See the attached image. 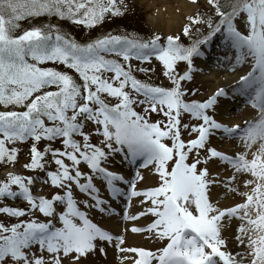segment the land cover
Instances as JSON below:
<instances>
[{
    "label": "snow or ice",
    "instance_id": "snow-or-ice-1",
    "mask_svg": "<svg viewBox=\"0 0 264 264\" xmlns=\"http://www.w3.org/2000/svg\"><path fill=\"white\" fill-rule=\"evenodd\" d=\"M195 2V0H193ZM220 17L219 23L207 21L209 34L189 47L181 45L179 37H167L166 45L159 43L156 36L144 42L135 38L107 36L93 42L80 44L66 38L55 30V26L34 27L15 35L19 22L33 17L55 16L68 19L75 24L94 27L103 22L109 14L123 15L117 0H0V105L22 107L24 111H0V163H14L16 150L6 147L8 143L32 138L39 142L59 139L61 149L51 146L44 153L35 144L31 148V162L25 165L32 170H44V156L51 153L56 171L46 172L44 181L66 190L52 199L36 197L30 191L34 178H22L8 174L0 183V198L22 196L29 208L45 217H55L56 202L66 205L60 216L62 227L49 222L31 220L10 227L0 224V264H63L70 257L72 264H80L89 254L96 251L97 241L112 243L120 252L136 254L134 264H264V0H231L225 12L219 0H208ZM123 4V0H119ZM246 14L247 34H242L234 21ZM200 19L193 23H202ZM224 32L230 46L236 49L237 63H251V71L240 78L243 91L248 92L252 107L258 109L255 121L246 126H225L207 114L214 107L219 90L205 102L187 103L182 97L181 81L190 80L193 57L202 55L200 45L208 44L218 33ZM185 35L189 29H184ZM107 55L147 61L154 55L164 68L165 76L172 79L173 87L165 89L145 84L135 79L129 70L116 59ZM179 61H186L189 71L176 77L172 75ZM54 62L74 70L82 84L74 78L51 68L39 65ZM143 70V69H141ZM105 73H111L110 77ZM54 88L55 90H46ZM137 96L136 99L129 91ZM250 90V91H249ZM107 97L117 103L106 102ZM146 105L145 112H162L168 123L162 129L159 123H149L138 114L133 105ZM189 113L201 121L193 126L197 138L187 144L180 138L181 113ZM51 122V126L46 124ZM86 122L96 125V132L103 137L101 145L90 143L83 129ZM187 128V125H184ZM215 131H222L229 137L239 139L246 149L258 144L251 159L247 151L235 157L221 153L214 148L207 149V160L217 159L230 165L235 173L248 175L244 182L248 192L243 203L220 208L208 197L209 185L220 183L209 179L208 170H198L200 159L188 164V154L193 150L205 149L206 142ZM82 137V142L74 137ZM170 139L172 146L163 141ZM124 153L125 159L141 167L154 166L159 177L157 187L138 191L136 181L128 182L125 177L104 166L109 157ZM70 161L71 165L65 161ZM172 164L169 170V163ZM85 164L94 175H85L79 168ZM106 183L108 193L115 200L123 195L118 182L129 183V201L133 197H144L141 203H150L139 215L125 213L123 219L135 221L140 216L155 217L146 228L131 227L132 232L146 231L160 240H166L163 248L156 251L124 248L122 236H113L97 226L81 211L74 199L72 187L91 197L94 203L85 200L89 208L105 212L107 200L101 199L95 177ZM136 179L142 180L139 172ZM236 180L229 177V184ZM18 186L19 192L12 186ZM234 190V189H232ZM0 213L24 217V210L0 207ZM241 223L237 227L235 240L241 251L232 253L226 248L222 230L233 219ZM32 245H38V254H31Z\"/></svg>",
    "mask_w": 264,
    "mask_h": 264
},
{
    "label": "rangeland",
    "instance_id": "rangeland-1",
    "mask_svg": "<svg viewBox=\"0 0 264 264\" xmlns=\"http://www.w3.org/2000/svg\"><path fill=\"white\" fill-rule=\"evenodd\" d=\"M154 1H159V0H154ZM117 4L121 8L123 15L113 17L109 14L108 16H106L104 20L106 19L114 20L115 18H122L124 20H127L128 23H131L132 21L144 22V25L147 27V29L150 32L157 34L158 36H160V38L163 39L160 44L166 45V42L164 40L167 39V37L169 36L163 34L160 30H158L157 28L151 25V20H150L151 15L150 14L152 12L147 11L146 6L141 5L136 0H123V4H120L119 0H117ZM195 4H198V5H196L194 13L186 18V22L183 24L180 31L171 36L179 37L184 33L185 28L189 29L190 27H194L195 30L200 29L203 32L207 30L208 24L206 22L210 20H206V18L208 16H214L213 14H215L216 9L211 4H209L208 0H195ZM204 10H208V13H204L203 12ZM140 16H142L143 18ZM40 19L54 20L51 18H45L44 16H41ZM196 19H200L205 22L193 23V20H196ZM111 20H108L107 22V23H110L108 24L109 28L112 26ZM245 20H246V14H242L239 17V19L235 20L234 22L237 29L242 34H247V26H246ZM55 22H58V21H55ZM80 26L83 27V25H80ZM27 30H29V27L27 28ZM218 34L220 35V37L219 36L216 37L217 36L216 35L215 37H213L211 42H209L208 44L200 45L202 55L196 56L193 58L192 70L190 73L192 78L190 80L181 81V90L184 92L182 99L187 103L205 102L214 95V93L211 92L210 84L205 80V78L201 74H199V70H197V68L200 63V60L204 56V53H206V49H208V54H210L209 46L212 42H215V43L219 42L221 43L220 45H222L223 43H224L223 45H230L229 41L226 42L227 39L223 31ZM216 47H219V50L213 53L215 54L216 59L213 60V63L211 66V69L213 71L212 74L214 73V75L215 73L216 74L221 73V71L219 70H222L221 68H222L223 61L226 60V65H229L233 62L234 59H236V55H237L236 50L233 53H228V51L222 50L221 46H216ZM106 58L118 60V62L124 65L126 70L130 71L131 75L135 79L145 84H149L152 86H158V87H162L165 89H171L174 86L172 83V79H170L169 76L164 75L165 68L163 64L159 60H157L154 55L150 56L147 61L138 60L136 58H132L128 61H124L122 57H116L115 55H107ZM51 63L53 64V62ZM242 64H245V62L239 63L237 67L232 65L229 68L234 69L233 71L235 70L238 71V69H242L239 71V73L243 72L247 75V73L251 71V67H252L251 63L246 62L247 65L245 66H241ZM39 66L42 68H45L46 64H41ZM227 70L229 69L224 68V71L222 73H224ZM188 71H189V67H188L187 62L179 61L175 65L174 72L172 73V75L179 77L180 75H183L185 72H188ZM111 75H112L111 73H105V76L107 77H110ZM216 82L217 80H214V83ZM242 88L243 86L240 83V86H238L233 92H229L228 94H223L221 96H218L217 103L214 105L213 108L207 110V114H209L216 120V108L215 107H217L218 104H224L226 101H228L227 104H230L231 101H234L232 102L234 103V109L231 111V113H233L232 117L236 119L237 123H241L246 120L255 121L258 118L259 113H258V109L252 107L248 92L244 91L242 98H240L239 100H234L238 97V94L241 92ZM125 90L129 91L131 95L135 97L136 99H143V97L137 96V94L133 92L130 88H127ZM106 102L114 105L115 103H117V100L112 97H107ZM145 107L146 105H141V104L133 105L134 110L138 114L144 116L145 119L149 123H159L161 128L163 129L164 126L168 123V118L165 117L163 113L159 111L146 113ZM179 119H180V134H181L180 138L187 144V142L197 138L198 134L195 132H192V128L193 126H197L198 124H200L201 121L195 119L193 116H191V114L183 113V112L181 113V116L179 117ZM184 125H187L188 127L185 128ZM83 131L85 134L89 136L90 143L97 145V146L101 145V141L103 140V137L97 134L96 125H94L92 122H86ZM215 132L217 133V131ZM74 138L82 142V137L76 136ZM214 138H215L214 135H211L209 137L208 141L206 142L205 149L193 150L192 152H190L188 154V159L186 161L188 164H192L197 160V158H199L201 163L197 165V168L198 170H202L206 168L209 173V179H211V172H210L211 163L215 159L207 160V163H204V161L207 159V156H208V153H207L208 148H214L218 150V148L214 144L215 143ZM163 142L170 147L172 146V141L170 139H165ZM33 144H35L37 149L41 151L42 153H44L45 149L48 148L49 146H51L53 149L62 150V144L59 139H57L56 141H52V142L42 139L41 141L36 142L34 141V139L29 138L26 141H17L15 143H8L6 144V147L9 149L14 148L16 150L17 158L14 163H9V166L6 167L5 169L12 168L13 171H15L17 174L26 175L28 178H34L35 179L34 183L30 185L29 187H30V191L32 192V194L36 197H44L47 199H52L57 194L63 195L66 190L51 185L50 181L48 183L44 182L47 179L46 172L48 171L54 172L57 169V165H55L54 160L51 156V153H47L44 156V160H43V163L45 164L44 170H32V169L25 167V165L31 162V148ZM231 146L239 154L247 151L248 159H251L252 152L256 151L254 148H252L251 150L246 149L244 144L237 138H234ZM124 156H125L124 153L114 154L109 157V160L105 162L104 166L109 169L114 164L116 165L118 164L120 168L125 169L127 167L128 159H125ZM139 161L140 160H138L137 162ZM65 162L71 165L70 161L66 160ZM173 163L174 162L169 163V170L171 169ZM229 167L230 169H232L230 165ZM79 168L85 175H94L93 173H91V170L88 169L87 166L83 163L79 165ZM150 169L155 174L153 180L149 184H145L143 182H136V190L138 189L139 186L142 188L147 185V188L149 187L148 189H151L159 185V177L155 172L154 166L150 165ZM234 175L236 177V180L233 182V185L235 184L237 188V192L235 195L244 197L240 193L249 191V188H246L244 186V182L250 177L246 174L245 175L237 174L235 173V171H234ZM95 179L101 180L99 176H96ZM103 187L105 188V190H107L106 183L104 182H103ZM16 189L17 188L13 189V191H16ZM126 190H131L130 186H127ZM212 190H213V185L210 184L209 191H208V197H209V200L214 204ZM72 192H73L74 199L78 201L81 211L86 212L88 217L94 223H96L97 226L102 228L101 222L102 221L105 222L107 219L106 215H104V218H102V215L105 214V212L102 213L97 208L87 207L84 203L85 200H87L89 203H94V201L91 200V197L87 196L84 193H81L78 187H76L75 185H73L72 187ZM107 193H108V190H107ZM108 195L112 199L109 193ZM116 200H113V201L115 202ZM109 203H112V202L108 201V203L104 205L106 209H107V206H109ZM125 206H127V203L125 204ZM125 206L123 209H125ZM146 206L148 208L151 205L150 203H146ZM0 207H10L13 209H20V210H24L27 213L24 217H14V216H10L5 213H0V224L6 227H10L12 225H15L21 222H29L31 220H37L38 222H49L50 221L54 227H62L63 225H62V222L59 220V216L64 211H66L65 204L56 202L55 217H45L43 216L42 213L31 210L29 208L27 201L22 196L0 198ZM150 218L151 219H150L149 224L153 222L155 217L150 215ZM148 225H146L143 228H146ZM131 235H132L131 232H127V235L122 236L124 243L121 245V247L156 251L160 248H163L167 243L166 240H160L156 238L152 233H149L146 231L138 232V236H140L138 237L139 238L138 240H135L133 236ZM96 243H97L98 249L103 248L105 251L103 253L96 251L92 254H89L86 259L81 260L80 264H134V259L136 258V254L131 253V252H120L115 246L116 244L115 240L112 243H108L105 241H97ZM237 246H238V243H237ZM226 247H228L227 241H226ZM222 250H225V248ZM31 254H38V245L31 246V251L29 252V255ZM245 261L246 263H248V258H246ZM63 264H72L71 258L70 257L64 258Z\"/></svg>",
    "mask_w": 264,
    "mask_h": 264
},
{
    "label": "bare ground",
    "instance_id": "bare-ground-1",
    "mask_svg": "<svg viewBox=\"0 0 264 264\" xmlns=\"http://www.w3.org/2000/svg\"><path fill=\"white\" fill-rule=\"evenodd\" d=\"M141 5L146 6L147 11L152 12L150 15L151 25L158 30H160L163 34L167 36L174 35L178 33L183 26V24L186 22V18L192 15L195 11L196 5L193 0H136ZM220 37L218 34L216 37ZM228 42V40L226 41ZM221 43H215L212 42L209 46L210 54H208V49H206V53H204L203 58L200 60V63L198 65L197 70H199V74H201L205 80L210 84V89L212 93H217L219 90H223L224 94H228L229 92H233L238 86H240V78L242 75H246L245 73L238 71H233L234 69H230V66L239 65L237 63L236 59L233 60V62L229 65H226V60L222 62V70L221 73L214 75L212 74V63L213 60L216 59L215 54H213L215 51L219 50V47L221 46L222 50L228 51V53H233L236 49L232 48L230 45H220ZM212 53V55H211ZM247 65L242 64L241 66ZM240 66V67H241ZM224 68L229 69L222 73L224 71ZM214 80H217L216 83H214ZM241 88V87H240ZM244 91L241 90V92L238 94V97L234 100H239L242 98ZM228 101H226L224 104H218L216 108V121L219 123L224 124L225 126H235L239 125L241 128H244L246 126L245 122H249L250 120L243 121L241 123H237L236 119L232 117L231 111L234 109V101H231L230 104H227ZM215 136L214 138V144L218 148V150L221 153L227 154L229 156L235 157L237 153L232 145V142L234 140L233 137H229L226 134H224L222 131L214 132L213 134ZM255 150L258 148V144L253 147ZM142 163V162H141ZM140 163V165H141ZM140 165L137 166V168L130 162V158H128L127 167L125 169H122L118 166V164H114L109 169L111 171L116 172L119 175H122L125 177V180L129 183L133 180L136 182H143L145 184H149L155 174L150 169V166L148 168H142ZM139 172L140 175L143 177L142 180L136 179V173ZM211 172V179H219L221 181L220 183H214L213 185V199H214V205H217L220 208H227L232 207L237 204L244 202V197L235 195L237 192V188L235 184L233 185V182L229 184V177L235 176L234 170L230 169L229 165H225L221 163L219 160L215 159L211 163L210 167ZM101 179V178H100ZM94 182L96 183L99 191L97 195L101 199H105L107 201H111L112 203H109V206H107V209L105 211V214L102 215V218H104V215L107 216V219L105 222H101V226L104 230L108 231L110 234L115 236H125L127 235V232H131L133 238L135 240H138L140 236H138V232H132L130 229L131 227H139L143 228L150 222V215L140 216L139 219L135 221H126L123 219V215L127 213L128 215H139V213L145 211L147 209L146 203L142 204L141 200L144 199V197H133L130 201L128 199V196L130 194L131 190H126V187L129 186V183L124 182H118L117 186L121 188L123 195L119 196L117 200L114 202L108 195L107 190L103 187V182L99 179H95ZM149 188V187H148ZM147 185L145 187H138V191H145L148 189ZM234 189V190H232ZM240 198V200H239ZM127 203V206L125 204ZM125 206V209H123ZM241 222L238 219H233L228 226H226L222 230V236L227 241L228 247L225 248V251L232 250L233 253H237L241 251V247L237 246V241L235 240V236L237 234V227L239 226ZM244 264L246 261H244Z\"/></svg>",
    "mask_w": 264,
    "mask_h": 264
},
{
    "label": "trees",
    "instance_id": "trees-1",
    "mask_svg": "<svg viewBox=\"0 0 264 264\" xmlns=\"http://www.w3.org/2000/svg\"><path fill=\"white\" fill-rule=\"evenodd\" d=\"M230 2L231 0H219L221 9L225 12L230 11L231 9L228 7V4ZM203 12L208 13V10H204ZM213 15L214 16H208L206 20H210L215 25L219 23L220 17L216 15V12ZM44 17L51 18L54 20H43V19H40V17L24 19L19 22V28L17 29L15 35L22 34L24 31L27 30L28 27L29 29H32L34 27H41V28H44L45 31H48V28L45 26L51 25V26H55V30L58 31L60 34L64 35L66 38L74 40L75 42L80 43V44L90 43L97 39H101L107 36L128 37L129 39L135 38V39H138L144 42L150 41L154 37L158 36L157 34L150 32L147 29V27L144 25V22H140V21L138 22L132 21L131 23H128L127 20H124L122 18H115L114 20H111V19L103 20V22L95 25L94 27H85L84 25L83 27H81L80 24H75L68 19H60L55 16H44ZM238 19L239 17L236 20ZM108 20H111L112 26L110 28L108 27V24L110 23H107ZM55 21H58V22H55ZM189 29L191 30H189L188 35H185V33H183L181 36H179L178 42L185 47H189L193 45L194 43H197L198 41L203 40L204 37H206L210 32L209 28H207L205 32H203L200 29L195 30L194 27H190ZM162 40L163 39L161 38L159 43H161ZM164 41L167 42V39H165ZM44 64H46L45 69L51 68L56 71L67 73L71 75L74 78V80H76L77 83L82 84V81L79 75L74 70L67 68V66L63 64H59V63H54V62L53 64L51 62H46ZM46 90H55V89L49 88ZM4 110L24 111L25 109L22 107H13V106H9L8 108H5L3 105H0V111H4ZM46 124L51 126V122L47 120H46ZM27 139L23 141H26ZM8 164L9 163H0V170L5 168ZM15 175H19V174H15ZM20 176L22 178H25V180L28 178L26 175H20ZM7 177L8 175L5 178L1 179L0 183L5 182L7 180ZM15 188H18V186H15V185L12 186V190Z\"/></svg>",
    "mask_w": 264,
    "mask_h": 264
}]
</instances>
